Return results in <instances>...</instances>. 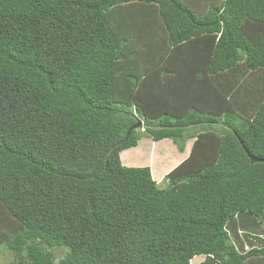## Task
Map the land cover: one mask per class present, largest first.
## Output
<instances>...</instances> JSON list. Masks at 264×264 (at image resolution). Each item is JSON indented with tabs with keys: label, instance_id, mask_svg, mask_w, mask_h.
Segmentation results:
<instances>
[{
	"label": "trees",
	"instance_id": "1",
	"mask_svg": "<svg viewBox=\"0 0 264 264\" xmlns=\"http://www.w3.org/2000/svg\"><path fill=\"white\" fill-rule=\"evenodd\" d=\"M143 137L177 146L165 188L121 162ZM246 150L264 160V0H0L12 264H264L237 221L264 226Z\"/></svg>",
	"mask_w": 264,
	"mask_h": 264
},
{
	"label": "rangeland",
	"instance_id": "2",
	"mask_svg": "<svg viewBox=\"0 0 264 264\" xmlns=\"http://www.w3.org/2000/svg\"><path fill=\"white\" fill-rule=\"evenodd\" d=\"M136 55V53H135ZM141 121H143L141 119ZM142 126V125H141ZM137 128V130H140L139 133L142 132V135L144 134V128ZM188 143V144H187ZM186 143V150L187 148H190L191 143L188 141ZM177 155L179 156V152L177 149V146L170 140H163L158 142H152L149 138L143 137L139 140L138 145L135 148H131L128 150L123 151L120 154L121 162L124 166H134V167H140V166H151V171L153 173V177L158 182V187L165 188L167 186V183L165 180H161L159 176L161 177L173 166L170 165L172 160H175ZM250 219H246L244 217H239L237 219L238 223H240L242 226L247 229L248 233H252L253 235L257 233H264V226H259L258 222L250 216H248ZM236 222V221H235ZM234 222V223H235ZM250 231V232H249ZM253 231V232H251ZM2 232V229L1 231ZM246 232V233H247ZM229 235L232 237L231 241L235 244V246L241 251H247L252 246L259 247L257 242H255L253 239H250L249 237L244 236V232H239L238 235L241 237V245L242 248H239V244H236L234 235L231 234L229 231ZM262 235V234H261ZM7 237V236H6ZM264 237V235H263ZM45 251H50L54 254L55 260L54 262L57 263L60 259L64 257V255L67 253V249L65 248H46ZM12 251L8 250V248L5 245V242L0 244V264H12L14 258H13ZM205 257L198 256L195 257L192 262V264H199L201 261H203Z\"/></svg>",
	"mask_w": 264,
	"mask_h": 264
},
{
	"label": "water",
	"instance_id": "3",
	"mask_svg": "<svg viewBox=\"0 0 264 264\" xmlns=\"http://www.w3.org/2000/svg\"><path fill=\"white\" fill-rule=\"evenodd\" d=\"M142 125V122L138 120V122L133 125L126 133V136H125V139L128 137L129 133L134 130V129H137L139 128L140 126ZM246 154H247V157L250 159V162L251 163H254V162H263L264 163V160L263 159H259V158H256L254 156H252L251 154H249V152L246 150Z\"/></svg>",
	"mask_w": 264,
	"mask_h": 264
},
{
	"label": "crops",
	"instance_id": "4",
	"mask_svg": "<svg viewBox=\"0 0 264 264\" xmlns=\"http://www.w3.org/2000/svg\"><path fill=\"white\" fill-rule=\"evenodd\" d=\"M188 153H189V150H187V152H185V156H186ZM185 156L183 155L182 158H184Z\"/></svg>",
	"mask_w": 264,
	"mask_h": 264
}]
</instances>
